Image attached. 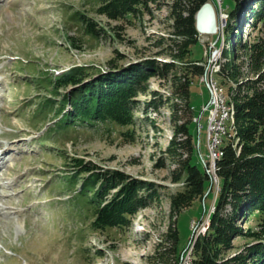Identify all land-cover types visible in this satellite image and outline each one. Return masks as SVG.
Instances as JSON below:
<instances>
[{
	"label": "rangeland",
	"instance_id": "374dc122",
	"mask_svg": "<svg viewBox=\"0 0 264 264\" xmlns=\"http://www.w3.org/2000/svg\"><path fill=\"white\" fill-rule=\"evenodd\" d=\"M112 1L0 0V147L15 149L0 165V264H195L220 193L218 167L207 172L209 81L237 104L264 90V55L256 59L264 27L243 24L228 36L234 3L210 0L218 33H198L186 45L173 35L174 0L118 18L102 12ZM76 68L85 82L123 70L144 77L134 123L65 126L64 100L77 86L59 87V79ZM192 156L208 176L204 195L185 186ZM79 161L116 183L100 207L90 203L94 192L80 195L90 174ZM129 184L145 201L127 224L99 227L102 211ZM231 212L228 205L222 216ZM263 224L255 210L239 219L216 264L264 245Z\"/></svg>",
	"mask_w": 264,
	"mask_h": 264
},
{
	"label": "trees",
	"instance_id": "16d2710c",
	"mask_svg": "<svg viewBox=\"0 0 264 264\" xmlns=\"http://www.w3.org/2000/svg\"><path fill=\"white\" fill-rule=\"evenodd\" d=\"M101 1L107 3L109 0ZM152 1L113 0L102 12L112 18L125 17L136 13L138 6L142 4L147 6L148 2ZM209 1L174 0L171 4L173 35L186 40V45L198 35L196 16L202 6ZM232 1L234 7L228 13L226 27L228 36L234 37V30L240 29L243 24L264 27V0ZM233 37L231 39H234ZM230 52L225 50L223 54L227 57ZM258 53L260 54L256 59L261 60L264 50ZM87 78L82 68H76L59 79V87L77 86L71 92V96H66L64 100V106H70V111L63 117L65 126L74 122L86 124L115 122L120 125L134 123L133 98L144 83V77L136 75L135 71L123 70L85 82ZM186 87H189L188 83ZM184 93L188 95V91ZM227 101L231 108L229 131L232 138L224 148V157L217 162L220 193L215 204V212L210 217L208 232L200 238L194 248L192 261L195 264H216L219 251L229 245L230 232L239 231L234 227L236 222L254 210L264 215V90L253 89L252 95L245 96L241 104L234 103L228 97ZM150 106L157 108L155 103ZM188 135L190 136V133ZM190 150L193 151L192 147ZM191 158L192 162L189 161L186 165L185 186L194 185L204 195L209 181L207 173L194 163L193 156ZM79 165L82 172L90 174L82 182L80 195L89 197V194L94 192L90 203L100 207L110 186L116 183L109 175L91 173L94 169L85 166L84 161H79ZM101 181V188L94 191ZM140 190V187L136 188L133 184L123 188L122 193L102 211L98 226L104 228L127 224V215L134 214L137 206H141L142 201H145L143 197L139 198L137 195ZM228 205L231 206L232 212L229 217H224L222 213ZM250 261L253 264H264L263 244L250 247L247 253L235 256L226 264H249Z\"/></svg>",
	"mask_w": 264,
	"mask_h": 264
},
{
	"label": "built area",
	"instance_id": "2783aa9c",
	"mask_svg": "<svg viewBox=\"0 0 264 264\" xmlns=\"http://www.w3.org/2000/svg\"><path fill=\"white\" fill-rule=\"evenodd\" d=\"M209 89L211 92V102L206 108H204V111H208V125H207L206 135H207V139H213V147H207L208 159L209 162L211 163V167L210 169L208 168L209 170H207V172L215 173V170H213V162H216V158H217V144L220 143L222 138H227L228 135H226L227 124H225L226 110H225L224 102L222 100L221 105H214L212 78L209 81ZM199 125L201 128L203 127L201 126L200 122Z\"/></svg>",
	"mask_w": 264,
	"mask_h": 264
},
{
	"label": "bare ground",
	"instance_id": "6f19581e",
	"mask_svg": "<svg viewBox=\"0 0 264 264\" xmlns=\"http://www.w3.org/2000/svg\"><path fill=\"white\" fill-rule=\"evenodd\" d=\"M211 78H212V82H213V101H214L215 105H221V101L222 100L224 102V106H225V110H226V112H225V124H227L226 135H228V138H226V139H229V141H230L231 138H232V135H231V133L229 131V121H230V117H231V108L228 105L227 97H226V95H224L222 87L218 86L217 81H215L213 77H211ZM223 139L224 138H222L221 141H220V143L217 144V158H216V162H213V170H216L217 162H219L220 160H222V158L224 157V148L225 147L223 146V143H224V140ZM6 147H3V148L0 147V151L2 152V154L0 155V165L3 164L2 161H1V160H3L2 159L3 158L2 156L5 155L7 157L8 154L12 153V151H15L14 148L7 149ZM207 147H213V139H207ZM1 185L4 186L3 184H1ZM1 197L2 196H0V198Z\"/></svg>",
	"mask_w": 264,
	"mask_h": 264
},
{
	"label": "water",
	"instance_id": "95a60500",
	"mask_svg": "<svg viewBox=\"0 0 264 264\" xmlns=\"http://www.w3.org/2000/svg\"><path fill=\"white\" fill-rule=\"evenodd\" d=\"M197 31L200 35H216L218 33V19L216 9L212 2H207L202 6L196 16Z\"/></svg>",
	"mask_w": 264,
	"mask_h": 264
}]
</instances>
